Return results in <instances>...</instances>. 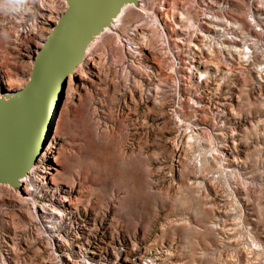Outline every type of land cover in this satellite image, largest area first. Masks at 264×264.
<instances>
[{
  "label": "rangeland",
  "instance_id": "1",
  "mask_svg": "<svg viewBox=\"0 0 264 264\" xmlns=\"http://www.w3.org/2000/svg\"><path fill=\"white\" fill-rule=\"evenodd\" d=\"M68 1L0 0V163L34 154L0 172V264H264V0L86 18L53 42L37 141L32 103L3 116Z\"/></svg>",
  "mask_w": 264,
  "mask_h": 264
},
{
  "label": "bare ground",
  "instance_id": "2",
  "mask_svg": "<svg viewBox=\"0 0 264 264\" xmlns=\"http://www.w3.org/2000/svg\"><path fill=\"white\" fill-rule=\"evenodd\" d=\"M83 0H69L68 1V6L69 8L74 7L75 5L81 3ZM114 1L111 5L110 8L108 9H104L101 8V6H105L107 2L101 3V2H89L86 4H83V6L76 12V14L74 15V17L67 23V25L64 27L65 30H63L62 32L59 33L58 38L60 39V41L62 40H66V36L67 38H69L68 36H70V32L73 29H76L80 23H82L86 18L88 17H92L89 21H88V30L92 29V32L95 34V37H99L100 34L103 33V24L104 22L112 19V24L115 25V21H119L122 18V15L125 11V9L132 5L134 3L133 0H112ZM67 2V1H66ZM141 2V1H140ZM101 3V4H100ZM131 3V4H129ZM98 5V7L96 8L95 6ZM101 5V6H100ZM131 7V6H130ZM128 9V8H127ZM110 23V22H109ZM119 23V22H118ZM117 23V24H118ZM82 27V26H81ZM114 28V27H113ZM111 28H109V26L105 29L104 33L107 32L108 30H110ZM57 30H53V33H55ZM85 34L87 31L86 29H82L79 28L75 31V34H79L82 33ZM110 32V31H109ZM58 33V32H57ZM103 35V34H102ZM54 36V34H53ZM52 36V37H53ZM62 36V37H61ZM61 37V38H60ZM101 37V36H100ZM80 40L79 37H77L74 42H78ZM95 40V39H94ZM239 40V39H238ZM66 43V42H65ZM63 44V43H62ZM82 44V43H81ZM56 45L57 44H53L52 46L49 47V43H46L44 45V49L43 50H47V55L45 57V60L43 62L41 71L39 73V107L41 108V103H43V99H44V88H45V74H44V69L46 67V65L49 64V61L51 59V56L54 54V52L56 51ZM89 46V45H88ZM90 47V46H89ZM87 52V50H85ZM61 55V54H60ZM85 55V54H84ZM86 57V56H85ZM94 62V61H93ZM94 64V63H93ZM49 66V65H48ZM26 84V83H25ZM49 99H47L46 102H48ZM29 103V107H31V103H32V87L30 85H26L23 90L20 92L19 95V100L16 104H14L13 106H11L6 112V114L3 116L5 119L11 118L12 116H16V118L22 113L23 107L25 104ZM39 108V112L41 115V111ZM10 110V111H9ZM9 111V112H8ZM46 115V114H45ZM13 124V123H11ZM42 124V123H41ZM32 130L33 132V137L35 138V127L34 124L32 123ZM43 133V128L42 125H40V129H39V135L41 136ZM36 139V138H35ZM42 140V138H41ZM54 147V146H52ZM36 148V146L34 147V149ZM33 152V151H32ZM34 153V152H33ZM47 153V151L45 152ZM45 153L43 155H45ZM39 154V152H38ZM55 156V155H54ZM54 159L57 161V156L54 157ZM23 160V159H22ZM3 164V163H0ZM5 165H10V164H5ZM5 179V178H4ZM19 179V178H18ZM28 179V178H27ZM20 181V179H19ZM68 199V198H67ZM69 201V200H68Z\"/></svg>",
  "mask_w": 264,
  "mask_h": 264
},
{
  "label": "water",
  "instance_id": "3",
  "mask_svg": "<svg viewBox=\"0 0 264 264\" xmlns=\"http://www.w3.org/2000/svg\"><path fill=\"white\" fill-rule=\"evenodd\" d=\"M99 1L101 3L107 2V3H105L106 4L105 6L100 5L101 8H104V9L110 8V5L114 2L112 0H83L81 3L75 5L74 7L69 8L67 13L63 16L62 20L60 21L59 25L55 29L57 31L55 33H53L54 36L52 34L50 37V40L47 42V43H49V47L55 43L54 41L58 38L59 33L65 29L64 27L74 17L76 12L83 6V4H86L89 2H99ZM109 19H110V17H109ZM104 24H105V22H104ZM46 55H47V50L46 49L42 50L40 52V54L38 55L36 61H35V69L33 72V85L31 86L32 87V108H33V117H34V127H35V134H36V138H37L36 140L37 141H39V139L41 138V136L39 135V129H40V125H41V115L39 112V108H40L39 107V73L41 71V68H42V65H43V62L45 60ZM16 100H17V97L12 98L10 100V102L8 103V105L15 102ZM1 109H3V106L0 108V110ZM33 156H34V154H32L26 161H24L23 163L18 164V165L0 164V172H14V171L21 170L29 163V161L31 160V158Z\"/></svg>",
  "mask_w": 264,
  "mask_h": 264
}]
</instances>
